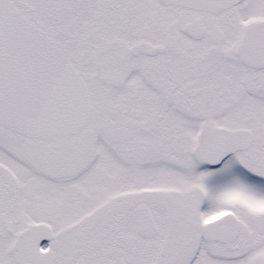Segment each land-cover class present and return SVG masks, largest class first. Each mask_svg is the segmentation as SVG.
Segmentation results:
<instances>
[{
	"label": "snow or ice",
	"instance_id": "6c2138e0",
	"mask_svg": "<svg viewBox=\"0 0 264 264\" xmlns=\"http://www.w3.org/2000/svg\"><path fill=\"white\" fill-rule=\"evenodd\" d=\"M0 264H264V0H0Z\"/></svg>",
	"mask_w": 264,
	"mask_h": 264
}]
</instances>
